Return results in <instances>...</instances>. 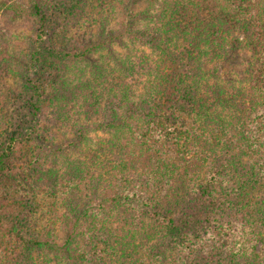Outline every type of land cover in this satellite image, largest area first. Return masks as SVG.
Instances as JSON below:
<instances>
[{"label": "trees", "instance_id": "16d2710c", "mask_svg": "<svg viewBox=\"0 0 264 264\" xmlns=\"http://www.w3.org/2000/svg\"><path fill=\"white\" fill-rule=\"evenodd\" d=\"M0 14V264H264V0Z\"/></svg>", "mask_w": 264, "mask_h": 264}, {"label": "rangeland", "instance_id": "374dc122", "mask_svg": "<svg viewBox=\"0 0 264 264\" xmlns=\"http://www.w3.org/2000/svg\"><path fill=\"white\" fill-rule=\"evenodd\" d=\"M0 34H6V35H9L11 36L12 39H14V41L16 42V49L17 50H20L22 49L24 46H25V37H27V34L25 32V29L23 27V24L22 23H15V24H10V23H7L6 19L3 18L0 14ZM19 36V38L16 37ZM24 39V40H22ZM233 70H236V68H233ZM37 73V72H36ZM230 70L228 67H224L223 66V69L221 70V74H222V77L223 78H226L228 77L229 75ZM35 77H37L35 74H34ZM33 79H35L34 77H32ZM4 81V79H3ZM17 83V80L15 78H12L11 76H8V78L6 77L5 78V81H4V85H6V87H12L13 90L10 91L12 94H17L18 91H19V86L16 84ZM18 106H20V102H18ZM40 198L37 200L38 202L41 203V206L42 207H38L37 208V213L36 215L37 216H40V217H37V221L40 222L39 219H43L44 222H46V224H50V222L47 220V218H51L52 221H56V218L57 216H55L56 214L58 215H61L62 212H60V204H56V205H52L51 203V200L49 199V197L46 198V200H44V197L42 198L41 196H39ZM41 215L45 216V217H41ZM53 222H51V225H59V222L58 223H54L52 224ZM59 240L62 241L63 239V235L60 234L59 235Z\"/></svg>", "mask_w": 264, "mask_h": 264}]
</instances>
